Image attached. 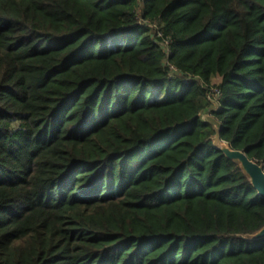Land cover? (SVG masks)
<instances>
[{
	"label": "trees",
	"instance_id": "trees-1",
	"mask_svg": "<svg viewBox=\"0 0 264 264\" xmlns=\"http://www.w3.org/2000/svg\"><path fill=\"white\" fill-rule=\"evenodd\" d=\"M202 113L264 171V0H0V264H264Z\"/></svg>",
	"mask_w": 264,
	"mask_h": 264
},
{
	"label": "water",
	"instance_id": "water-1",
	"mask_svg": "<svg viewBox=\"0 0 264 264\" xmlns=\"http://www.w3.org/2000/svg\"><path fill=\"white\" fill-rule=\"evenodd\" d=\"M204 120V119H203ZM214 129V128H213ZM215 136L212 138L213 145L221 151L224 157L233 163H236L244 175L248 178L249 183L256 194L264 199V171L261 166L250 160L244 152L233 151L225 144L221 143L218 138V125L215 130ZM217 138L218 144L214 143V138ZM264 238V228L251 237V239Z\"/></svg>",
	"mask_w": 264,
	"mask_h": 264
},
{
	"label": "rangeland",
	"instance_id": "rangeland-1",
	"mask_svg": "<svg viewBox=\"0 0 264 264\" xmlns=\"http://www.w3.org/2000/svg\"><path fill=\"white\" fill-rule=\"evenodd\" d=\"M218 83H219V79L216 78V79L213 80V84L217 85ZM200 115H201L202 119H204L205 121L210 122L213 125V128L215 130H217V123L214 121L213 118H211L210 116H208L207 114H204V113H202ZM214 143L218 144V141H217L216 137L214 138Z\"/></svg>",
	"mask_w": 264,
	"mask_h": 264
},
{
	"label": "built area",
	"instance_id": "built-area-1",
	"mask_svg": "<svg viewBox=\"0 0 264 264\" xmlns=\"http://www.w3.org/2000/svg\"><path fill=\"white\" fill-rule=\"evenodd\" d=\"M212 92H213V94H214L215 97L218 96V94H219L216 89H214Z\"/></svg>",
	"mask_w": 264,
	"mask_h": 264
}]
</instances>
